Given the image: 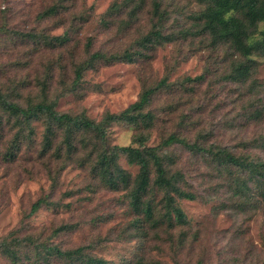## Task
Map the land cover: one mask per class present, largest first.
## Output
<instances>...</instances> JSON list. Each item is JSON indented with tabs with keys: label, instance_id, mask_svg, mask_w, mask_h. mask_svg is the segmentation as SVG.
Wrapping results in <instances>:
<instances>
[{
	"label": "rangeland",
	"instance_id": "rangeland-1",
	"mask_svg": "<svg viewBox=\"0 0 264 264\" xmlns=\"http://www.w3.org/2000/svg\"><path fill=\"white\" fill-rule=\"evenodd\" d=\"M159 3L163 33L171 41L142 50L130 63L98 61L74 84V64L90 53L139 48L137 41L155 20L153 1L0 0V92L20 104L44 94L59 112L83 111L100 120L134 102L143 86L165 78L168 87L149 106L156 121L145 144L158 146L176 132L202 146L264 161V57H254L245 82L227 78L235 56L197 31L194 15L202 6L195 0ZM53 5L55 14L39 17ZM133 6L139 8L130 14ZM61 35L68 38L63 45L51 43ZM198 75L203 78L193 80ZM254 110H263L262 116ZM32 127L33 142L13 157L7 156L13 130L0 127V237L32 235L64 249L88 245L108 264H264V202L250 182L244 195L233 191L235 167L226 172L205 154L166 148L174 158L170 169L182 174V186L196 197L176 200L186 224L155 226L131 210L125 190L99 183L90 164L81 163L86 155L65 162L41 158L44 126L36 120ZM133 133L125 120L112 121L105 143L133 144ZM118 163L132 176L138 170L122 154ZM44 197L53 205L30 214L31 204ZM148 197L159 210L162 192L152 188ZM61 224L75 228L53 235ZM0 264H7L1 255Z\"/></svg>",
	"mask_w": 264,
	"mask_h": 264
},
{
	"label": "trees",
	"instance_id": "trees-1",
	"mask_svg": "<svg viewBox=\"0 0 264 264\" xmlns=\"http://www.w3.org/2000/svg\"><path fill=\"white\" fill-rule=\"evenodd\" d=\"M152 1L155 20L151 30L137 41L139 48L114 54L100 51L90 53L87 58L74 64V84H78L84 71L98 61L118 60L130 63L143 55L142 50L171 41L172 36L163 33L164 14L159 11V0ZM195 1L202 6L194 15L197 31L207 36L210 45H225L231 55L234 54L235 57L230 62V72L226 77L240 83L245 82L255 65L254 57H264V0ZM56 6L46 8L39 17L55 14ZM138 8L133 6L130 14L135 13ZM113 9L117 8L113 5ZM26 36L33 37L29 33ZM67 39L66 35L55 36L51 43L63 45ZM202 78L203 75H198L193 80ZM167 87L165 78L153 85L143 86L134 102L118 113L106 112L100 120L89 118L83 111L76 114L59 112L55 109V100L47 99L44 94L36 101L20 104L0 92V127L9 125L13 130L7 156L13 157L26 141L33 142L32 122L39 120L44 126L38 151L41 158L53 156L65 162L81 160V154L86 155L87 158L82 159L81 163L90 164L91 172L99 183L111 190H125L131 210L135 214H142L144 221L155 226L163 223L168 226L186 224L185 214L176 200H192L196 197L182 186V174L170 169L174 158L166 154V148L171 145L205 154L212 163L225 168L226 172L229 171L226 170L229 166L235 167L238 173L230 182L233 191L244 195L250 190V182L257 188L264 202L262 160L236 156L226 148L202 146L198 142H190L176 132L162 138L158 146L145 144L146 133L156 121V115L149 106L153 97ZM263 110H254V114L260 117ZM119 120H125L133 127L132 143L135 145H106L109 123ZM120 154L125 156L129 164L137 165L138 170L133 176L118 163ZM152 188L162 192L159 210L153 198L148 197ZM51 205L53 203L46 197L38 198L31 204L30 214L42 206ZM74 228V224H61L53 229L52 234L57 235ZM0 255L7 264H108L106 259L91 253L88 245L64 249L58 244L32 235L0 237ZM137 263L144 264L140 259Z\"/></svg>",
	"mask_w": 264,
	"mask_h": 264
}]
</instances>
